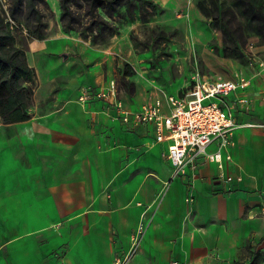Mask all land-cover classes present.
Wrapping results in <instances>:
<instances>
[{"label":"crops","instance_id":"1","mask_svg":"<svg viewBox=\"0 0 264 264\" xmlns=\"http://www.w3.org/2000/svg\"><path fill=\"white\" fill-rule=\"evenodd\" d=\"M67 80L46 93L47 113L0 133V264H114L141 226L128 264H237L243 249L264 252V94L251 80L229 97L240 126L231 160L176 178L153 125L128 130L106 102L81 104Z\"/></svg>","mask_w":264,"mask_h":264},{"label":"rangeland","instance_id":"2","mask_svg":"<svg viewBox=\"0 0 264 264\" xmlns=\"http://www.w3.org/2000/svg\"><path fill=\"white\" fill-rule=\"evenodd\" d=\"M12 1L0 0V15L14 24ZM248 1L264 18V0H186L171 6L152 1L154 6L137 3L133 10L122 6L113 17L99 9L97 18L83 5L73 7L79 23L66 32L61 0H40L44 39L29 38L23 25L17 39L28 64L42 74L30 117L47 113L45 105L55 99L46 93L61 90L71 78L77 91L113 78L130 106L182 95L199 77L245 78L264 94V19L245 14L241 2ZM9 129L0 118V133L10 134ZM247 256L243 249L237 264H247Z\"/></svg>","mask_w":264,"mask_h":264},{"label":"built area","instance_id":"3","mask_svg":"<svg viewBox=\"0 0 264 264\" xmlns=\"http://www.w3.org/2000/svg\"><path fill=\"white\" fill-rule=\"evenodd\" d=\"M249 83L241 77L217 80L199 77L182 95H165L133 112L119 99L116 81L110 80L100 88L83 87L78 101L83 105L93 101L106 102L108 113L128 130L153 125L156 143L170 144L166 157L173 166V177L185 175L187 170L196 176L204 161L223 168L224 157L231 160L234 132L240 126L235 118L237 104L230 102L229 97ZM240 103L245 105L247 100H240ZM211 148L214 151H210ZM241 179L238 177L237 181ZM224 181L232 183L234 178L225 177ZM188 202L192 203L193 198L190 197ZM144 235L145 228L141 226L132 236L130 254L117 257L114 264H128L141 247Z\"/></svg>","mask_w":264,"mask_h":264},{"label":"trees","instance_id":"4","mask_svg":"<svg viewBox=\"0 0 264 264\" xmlns=\"http://www.w3.org/2000/svg\"><path fill=\"white\" fill-rule=\"evenodd\" d=\"M40 0H13L11 18L14 24L0 15V118L5 125L24 123L30 120L37 73L27 62L26 48L20 47L18 37H23L22 25L28 29V37L38 40L46 35V24L38 8ZM154 6L151 0H61L62 23L66 32L75 30L79 23L73 7L87 8L88 15L97 18V10L113 17L123 6L133 10L136 4ZM249 17H261L251 2H241ZM262 21V20H261ZM19 23L18 25L16 23ZM250 264L264 263V252L246 249Z\"/></svg>","mask_w":264,"mask_h":264}]
</instances>
